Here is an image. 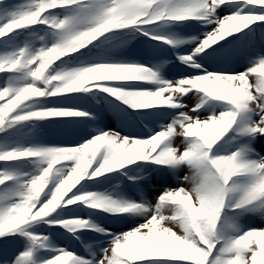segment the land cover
Masks as SVG:
<instances>
[{"label": "snow or ice", "instance_id": "snow-or-ice-1", "mask_svg": "<svg viewBox=\"0 0 264 264\" xmlns=\"http://www.w3.org/2000/svg\"><path fill=\"white\" fill-rule=\"evenodd\" d=\"M0 264H264V0H0Z\"/></svg>", "mask_w": 264, "mask_h": 264}]
</instances>
